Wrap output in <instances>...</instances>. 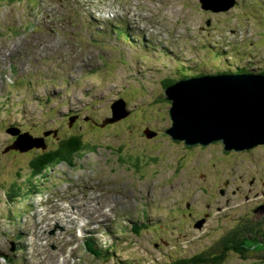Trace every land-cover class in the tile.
<instances>
[{"label":"rangeland","instance_id":"rangeland-1","mask_svg":"<svg viewBox=\"0 0 264 264\" xmlns=\"http://www.w3.org/2000/svg\"><path fill=\"white\" fill-rule=\"evenodd\" d=\"M183 66L264 75V0L217 11L200 0H0V264H168L264 198V143L227 150L168 132L163 82L190 80ZM114 102L129 112L110 120ZM58 126L82 131L85 150L30 181L43 147L18 150V139L51 131L54 148ZM188 202L211 214L181 230L173 215ZM99 206L105 218L91 216ZM92 236L113 247L110 260L85 248Z\"/></svg>","mask_w":264,"mask_h":264},{"label":"water","instance_id":"water-1","mask_svg":"<svg viewBox=\"0 0 264 264\" xmlns=\"http://www.w3.org/2000/svg\"><path fill=\"white\" fill-rule=\"evenodd\" d=\"M200 1L203 8L214 11L236 5V0ZM165 92L173 126L168 132L172 137L187 144L227 150H242L264 143V75L204 74L173 83ZM116 103L112 104L110 120L129 112L116 111ZM122 105L126 106L125 100ZM11 132L18 133L13 128ZM50 134L51 131H46L43 136L32 138L31 144L18 140L15 148L45 149V137ZM205 220H200L197 225L202 226Z\"/></svg>","mask_w":264,"mask_h":264},{"label":"trees","instance_id":"trees-1","mask_svg":"<svg viewBox=\"0 0 264 264\" xmlns=\"http://www.w3.org/2000/svg\"><path fill=\"white\" fill-rule=\"evenodd\" d=\"M179 70L184 78H192L205 74L202 72L193 73L195 71L194 68L186 66L179 68ZM244 71H248V69L242 67L237 71L231 70V72L229 71L226 73ZM219 73H224V71H219ZM262 73H264V71ZM168 80L167 78V80L163 82L165 89L173 83L168 82ZM70 126H72V124H70ZM81 134L82 131L80 130L72 134L69 131L65 132L62 126H58L55 133L50 137L51 140L54 137L53 140L56 141L55 147L41 149L38 154L40 157L33 162L34 164L32 163L33 173L30 175L29 180L31 181L33 178L43 175L48 168H53L61 163L68 162L72 164L71 161L82 153V150H85L86 145L82 141ZM32 192L34 191L32 190ZM9 194L11 195V192H9ZM14 195L20 197L22 193L14 192ZM235 209V213L231 212L230 216L228 215L230 217L229 221L221 225L212 245L195 252L191 256L178 258L168 264H229L233 259L242 262L252 260L258 263L261 254H264V217L253 210L244 211L238 208ZM185 234L188 233L186 232ZM98 239L99 238L96 237L87 238L85 240L86 248H88L90 253L97 259L107 258L110 260L114 255L111 252L113 247L103 246L98 242Z\"/></svg>","mask_w":264,"mask_h":264},{"label":"flooded vegetation","instance_id":"flooded-vegetation-1","mask_svg":"<svg viewBox=\"0 0 264 264\" xmlns=\"http://www.w3.org/2000/svg\"><path fill=\"white\" fill-rule=\"evenodd\" d=\"M79 115L81 116V114H79ZM110 118H112V117H110ZM80 119H81V117L78 120H80ZM48 139H51V138H47V140ZM40 151H41V149H40ZM207 205L209 206V208L211 207L210 204H207ZM245 210H249V211L253 210V211L257 212L260 216L264 217V198H262L259 202H255V204L251 205V207H247V208L245 207L244 211ZM174 211H175V209L173 210V212ZM209 213L210 212H208V211H203V212L202 211H198L193 204L188 202L186 207L183 208V210L180 213H178L177 215L176 214L173 215L174 216L173 217V221L177 220V217L180 216V223H181L180 227H182L181 230H185V226H187L186 227L187 229L188 228L192 229V228L195 227V225L198 223L199 220L206 218V221H207ZM170 225H171V222L168 224L167 227H169ZM188 234H185V235H188ZM160 241L166 242L165 238H163V237H160ZM154 246L156 248H161L162 247L161 244L158 243V242H156L154 244ZM164 248H166V247H164ZM232 263H237V264H264V254H261L258 263L257 262H253L252 260L248 261V262H242V261H239V260H236V259H233Z\"/></svg>","mask_w":264,"mask_h":264},{"label":"bare ground","instance_id":"bare-ground-1","mask_svg":"<svg viewBox=\"0 0 264 264\" xmlns=\"http://www.w3.org/2000/svg\"><path fill=\"white\" fill-rule=\"evenodd\" d=\"M12 27V26H11ZM20 43V42H19ZM55 43V42H54ZM55 45V44H54ZM25 47V46H24ZM15 48V47H14ZM22 49V48H21ZM7 57V56H6ZM184 80V79H183ZM116 111H118V109L116 110ZM73 117H71V119H72ZM102 123H104V121H102ZM70 124H71V122H70ZM19 132V131H18ZM159 132V131H158ZM61 133V132H60ZM18 134V133H17ZM155 135V134H154ZM18 140H20V138L18 139ZM18 150H20V149H18ZM77 195V194H76ZM102 203V202H101ZM80 209V208H79ZM71 211V210H70ZM90 211H93V212H95V214L94 213H92L93 215H91L92 217H99V216H102V217H99V218H105L106 216H107V214L106 215H104V212L105 211H103L102 209H101V206H99V208L98 209H96V210H90ZM73 212V211H72ZM76 212V211H75ZM93 220V219H92ZM32 221V220H31ZM29 224V223H28ZM35 225V224H34ZM30 226V225H29ZM32 226V225H31ZM31 228V227H30ZM36 228V227H35ZM94 228V227H93ZM34 231V230H33ZM15 232V231H14ZM54 232H55V230H54ZM14 235H15V233H14ZM81 237V236H80ZM12 238V237H11ZM79 238V237H78ZM72 239H74V238H72ZM193 239V238H192ZM17 242V241H16ZM185 244V243H184ZM84 246H85V243H84ZM195 246V245H194ZM85 248H86V246H85ZM156 248V247H155ZM87 249V248H86ZM88 250V249H87ZM175 258V257H174Z\"/></svg>","mask_w":264,"mask_h":264}]
</instances>
